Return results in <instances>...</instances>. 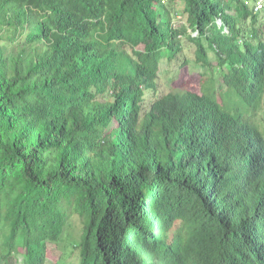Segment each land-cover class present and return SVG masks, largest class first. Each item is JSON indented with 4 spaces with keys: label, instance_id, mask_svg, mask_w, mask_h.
Returning a JSON list of instances; mask_svg holds the SVG:
<instances>
[{
    "label": "trees",
    "instance_id": "obj_1",
    "mask_svg": "<svg viewBox=\"0 0 264 264\" xmlns=\"http://www.w3.org/2000/svg\"><path fill=\"white\" fill-rule=\"evenodd\" d=\"M74 216L55 264H264V0H0V264Z\"/></svg>",
    "mask_w": 264,
    "mask_h": 264
},
{
    "label": "rangeland",
    "instance_id": "obj_2",
    "mask_svg": "<svg viewBox=\"0 0 264 264\" xmlns=\"http://www.w3.org/2000/svg\"><path fill=\"white\" fill-rule=\"evenodd\" d=\"M261 5L263 4L262 1H259ZM258 5H256L255 10H259ZM195 36V35H194ZM188 57H191L190 54L187 55ZM167 63H164V65ZM170 67L173 69L170 72L163 73L161 76L162 80L160 82V89L163 93H168V91L171 89L172 86L169 85L168 82L173 81V77L177 76L175 73V66H181L180 63H174L171 62ZM193 65H188L187 68L181 69V78L177 77L176 85L180 87L179 85L187 82L189 86L193 89L197 87V82L195 81L196 74H198V70L191 71L190 68H192ZM179 75V74H178ZM198 79V78H197ZM81 230V221L78 219V217L74 216L69 221V228L65 231V237L61 243H59L58 246L50 245L48 244L49 252H48V258L50 260L49 264H55L56 261H62V260H72L69 257V254L74 250L73 243L78 240L79 234ZM74 253L75 252L74 250Z\"/></svg>",
    "mask_w": 264,
    "mask_h": 264
},
{
    "label": "built area",
    "instance_id": "obj_3",
    "mask_svg": "<svg viewBox=\"0 0 264 264\" xmlns=\"http://www.w3.org/2000/svg\"><path fill=\"white\" fill-rule=\"evenodd\" d=\"M257 5H258V8H261V3L260 2H258Z\"/></svg>",
    "mask_w": 264,
    "mask_h": 264
},
{
    "label": "clouds",
    "instance_id": "obj_4",
    "mask_svg": "<svg viewBox=\"0 0 264 264\" xmlns=\"http://www.w3.org/2000/svg\"><path fill=\"white\" fill-rule=\"evenodd\" d=\"M260 10V9H259ZM257 11V10H256Z\"/></svg>",
    "mask_w": 264,
    "mask_h": 264
}]
</instances>
